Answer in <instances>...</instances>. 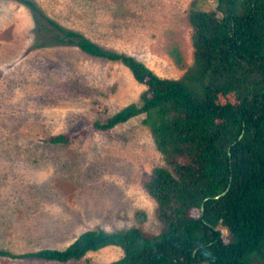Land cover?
<instances>
[{"label":"rangeland","instance_id":"rangeland-1","mask_svg":"<svg viewBox=\"0 0 264 264\" xmlns=\"http://www.w3.org/2000/svg\"><path fill=\"white\" fill-rule=\"evenodd\" d=\"M31 1L59 25L135 56L161 77L180 78L194 61V0ZM35 13L22 0H0V251L64 248L88 229L158 234L157 203L144 184L165 162L145 114L106 131L93 126L146 85L121 62L56 42L55 29H41ZM173 46L182 67L169 54ZM61 133L67 141L50 140ZM109 247L67 262L0 254V264H107L123 256Z\"/></svg>","mask_w":264,"mask_h":264},{"label":"trees","instance_id":"trees-1","mask_svg":"<svg viewBox=\"0 0 264 264\" xmlns=\"http://www.w3.org/2000/svg\"><path fill=\"white\" fill-rule=\"evenodd\" d=\"M194 0L189 11L194 61L180 78L159 76L135 56L105 49L22 0L55 29L58 43L121 62L146 85L137 100L93 126L109 130L145 114L165 165L144 187L156 200L161 231L88 229L64 248L13 255L67 262L109 245L123 256L107 264H252L264 259V0ZM169 54L178 66V46ZM67 141L64 134L50 139ZM225 192L224 194H222ZM218 196V197H217ZM199 209L200 214L193 211ZM136 216L145 220V211Z\"/></svg>","mask_w":264,"mask_h":264},{"label":"crops","instance_id":"crops-1","mask_svg":"<svg viewBox=\"0 0 264 264\" xmlns=\"http://www.w3.org/2000/svg\"><path fill=\"white\" fill-rule=\"evenodd\" d=\"M111 246V245H110ZM107 248H110L109 246H106ZM105 248V247H104Z\"/></svg>","mask_w":264,"mask_h":264},{"label":"water","instance_id":"water-1","mask_svg":"<svg viewBox=\"0 0 264 264\" xmlns=\"http://www.w3.org/2000/svg\"><path fill=\"white\" fill-rule=\"evenodd\" d=\"M225 192H223L222 194H224ZM218 197V196H217Z\"/></svg>","mask_w":264,"mask_h":264},{"label":"clouds","instance_id":"clouds-1","mask_svg":"<svg viewBox=\"0 0 264 264\" xmlns=\"http://www.w3.org/2000/svg\"><path fill=\"white\" fill-rule=\"evenodd\" d=\"M110 246V245H109ZM114 246H116V245H114Z\"/></svg>","mask_w":264,"mask_h":264}]
</instances>
